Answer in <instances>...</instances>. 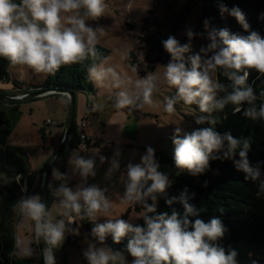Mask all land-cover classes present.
Returning <instances> with one entry per match:
<instances>
[{
  "label": "clouds",
  "instance_id": "9594fccd",
  "mask_svg": "<svg viewBox=\"0 0 264 264\" xmlns=\"http://www.w3.org/2000/svg\"><path fill=\"white\" fill-rule=\"evenodd\" d=\"M82 8L86 10L83 16L79 12ZM221 10L227 11L224 6H221ZM104 11L105 0H0V57L7 58L12 64L28 65L37 72L54 74L62 64L82 60L87 53L95 55L96 32L86 25L85 18H97ZM231 15L236 17L245 30L249 29L250 25L239 7H234ZM203 24L210 43L202 47L201 52H211L212 55L203 62L200 54L188 57L190 68L186 67L183 55L190 50V42L181 46L175 36H169L167 40L162 41L164 49L172 56V60L165 66L163 76L169 86H175L177 89L175 96L164 97L163 108L167 113L175 112V105L180 100L189 105L197 104L202 112H211L213 108L223 109L225 104L231 102L237 105L235 111L238 112L241 110L240 102L248 101L251 104L257 99L253 87L247 83L249 72L245 70L243 75L237 73L242 69L255 68L258 73L264 75V38L257 31L240 37L230 34L227 29L208 30V19H205ZM187 35L191 38L194 33L189 30ZM218 68L224 69V75L233 82L234 88L232 93L220 100L215 99L216 92L223 90L225 86L209 75V70L215 72ZM229 69L236 71L229 72ZM157 79V75L150 74L138 81L137 86L142 91L135 99L142 96L144 103L151 104ZM261 95L264 96V92ZM133 103L134 98L120 93L115 107L120 109ZM244 115L255 118L257 114L254 109H249ZM259 115L264 117V104L260 107ZM204 120L205 117H200L196 122L203 123ZM210 123L214 125L216 121L211 120ZM181 132L182 129L176 127L173 136V143L176 145L175 166L189 169L193 174L201 173L209 166V156L214 151L223 150V157L213 155L214 160L231 158L240 144L230 133L222 135L213 127L185 133L183 137L180 136ZM224 141H228L227 145ZM248 147V142L244 141L243 149L239 151L240 159L235 163L238 169H243L248 176L256 179L260 172L249 166ZM75 163L84 174L93 168L92 160L80 158ZM113 166L119 165L113 161ZM159 167V162L154 159L152 147L147 148L146 155L141 158V164L127 166L125 200L144 204L145 211L141 216L146 227L133 226L124 219H117L115 222L109 220L97 224L92 230L93 234L103 241L107 233H112L114 242L119 243L128 233H134L126 246L129 255L134 257L131 264H236L235 250L225 255L223 247L212 243L224 235L225 228L220 219L212 218L208 223L200 218L190 220L189 216L196 217L198 213L188 203L185 194L182 193L179 197L185 209L183 216L175 211L170 216L166 212L148 215L156 213V205L147 204L144 198L151 195L155 201L156 196L152 194L164 192L171 184L168 175L158 171ZM54 175L59 176V173L54 170ZM148 180L152 181L151 186L142 192ZM261 189L264 190V183L261 184ZM24 190L26 187L22 188V191ZM59 191L64 196L61 202L63 207L77 214L81 212V200L89 215L99 210L106 212L110 208V202L96 186L76 192L61 186ZM175 199H168L166 203L171 205ZM19 209L36 222L37 236L43 235L50 245L44 250L46 264H55L52 247L59 245L65 238L64 221L60 220L54 224L51 220L44 219L49 213L45 205L40 203L39 196L22 199ZM24 254L30 255L31 252L25 249ZM86 255L91 264H109L110 261L112 264H125V257L119 251L90 248Z\"/></svg>",
  "mask_w": 264,
  "mask_h": 264
},
{
  "label": "rangeland",
  "instance_id": "374dc122",
  "mask_svg": "<svg viewBox=\"0 0 264 264\" xmlns=\"http://www.w3.org/2000/svg\"><path fill=\"white\" fill-rule=\"evenodd\" d=\"M191 1L193 0H105V11L101 16L85 18L86 25L96 32V44L109 49L110 53L93 71L98 90H91L90 96L83 91L76 94L75 125L82 119L86 106L88 104L91 106V115L86 128L91 140L86 144L88 149L87 151L73 149L67 145L64 154L56 160L51 173L52 200L47 205L46 211L49 215L45 219L51 220L54 224L63 220L65 224V238L59 245L52 247L55 264H86L89 260L86 253L90 248L110 249L107 244L108 233L101 241L93 234V228L97 224L109 220L115 222L117 219H124L132 224L143 213L136 211L133 203L125 200L127 166L141 164L142 156L147 153L146 147L160 142L166 145L169 143L166 140L168 138L173 142L176 127L182 129L180 136L183 137L185 133L190 134L202 129L208 120L207 111L202 112L197 104H185L182 100L175 105V112L164 111V97L175 96L177 92L176 87L169 86L163 76L165 66L172 60V56L149 49L145 40L148 32L143 28L145 24L152 27L146 22L147 19L169 24L166 16H174ZM79 12L83 16L85 11L82 8ZM200 15L201 8L197 3L188 14L183 28L172 35L180 41L181 46L190 42V50L183 54L186 67L189 68L191 64L188 57L200 54L203 62L211 56L210 52L207 54L201 52V48L210 43L207 34L197 40H190L185 31L199 23ZM128 24L135 25V28L131 29ZM159 31L166 32V28ZM132 52L138 55L142 65L132 66ZM149 65H155L156 69L149 70ZM46 74L47 72H37L28 65L14 64L10 71L11 84L15 86L17 85L15 82L18 84H26L27 81L40 82ZM150 74L157 75L158 79L155 81L156 89L152 94V103L146 104L142 96L139 99H135V96L142 91L137 86V82ZM209 75L221 83L219 68L215 72L209 70ZM221 91L224 89L217 90L216 100L217 96L221 95ZM120 93H126L130 98H134V103L124 108H116ZM81 94L87 98V101L81 100L79 97ZM20 108L22 115L10 135L9 144L23 147L28 152L32 166V173L24 179L25 199H28L40 197L45 172L44 164L48 157L45 152L48 151L50 155L55 149L43 147L39 129L44 126L50 137L58 140L61 128L55 122H61L65 118L66 102L54 96H42L21 101ZM200 117H205L203 123L196 122ZM49 120L52 123H48ZM80 158L93 161V168L89 173L84 174L76 165L75 161ZM113 161L119 166L114 167ZM54 170L59 176L54 175ZM62 173L65 175L64 178ZM20 176L15 173L11 165L6 166L0 158V184H6ZM61 186L70 188L73 192L96 186L103 191L110 202V208L106 212L99 210L92 215L86 213L85 216H76L73 221L70 210L65 209L61 203L64 200L63 193L59 191ZM80 203H83V200ZM18 212L20 216L15 229L17 247L15 264H42V256L37 245L36 222L20 209ZM71 235L75 236V240H71ZM25 249L30 250L31 254L25 255ZM120 252L125 257V264H131L134 257Z\"/></svg>",
  "mask_w": 264,
  "mask_h": 264
},
{
  "label": "trees",
  "instance_id": "16d2710c",
  "mask_svg": "<svg viewBox=\"0 0 264 264\" xmlns=\"http://www.w3.org/2000/svg\"><path fill=\"white\" fill-rule=\"evenodd\" d=\"M197 3L201 8L200 21L194 27L185 30L186 33L189 30L194 33V36L189 38L190 40H197L207 34L203 24L205 19L209 21L208 30L212 28L227 29L230 34L240 37H246L251 31H257L264 38V0H193L174 16H166L169 24L147 19L146 22L152 25V27L146 26L147 24L143 26L148 32L145 38L148 48L171 56L164 49L162 41L167 40L169 36L183 28L188 14ZM221 6H224L227 11L222 12ZM234 7H239L245 15V19L250 25L248 30H245L236 17L231 15V10ZM128 26L131 29L135 28L133 24H128ZM164 27L166 32L159 31ZM109 53V49L95 44V55L87 53L82 60L62 64L54 74L47 72L46 77L40 82L27 81L26 84L15 82L17 93L30 92L38 88H62L73 90L76 94L83 91L90 96L91 90H98L93 71ZM131 55H133V67L142 65L137 54L132 52ZM13 65L7 58L0 57V83L3 86L11 82L10 71ZM155 69V65H149V70ZM245 70L249 72L247 83L253 87L257 99L251 104L248 101L240 102L241 110L238 112L235 111L237 105L231 102L225 104L223 109L213 108L211 112H207L208 120L202 127V129L213 127L222 135L230 133L234 139L239 140L240 144L235 154L231 158L214 160L212 159L213 155L223 157V150L214 151L209 156V166L203 172L193 174L189 169L175 166L174 150L176 145L170 138L166 139L169 142L166 145L161 142L155 144L151 147L154 149V159L160 164L158 171L166 173L171 184L165 188L164 192L152 194L156 196L155 201L152 200L151 195L144 199L147 204L156 205V213H148V215L166 212L170 216L175 211L183 216L185 209L179 197L182 193L185 194L188 203L198 213L196 217L189 216L190 220L194 221L196 218H200L208 223L212 218L220 219L225 232L222 237H218L212 243L223 247L225 255L235 250L237 253L234 258L236 264H264V190L261 189V184L264 183V117L259 115L260 107L264 104V96L261 95L264 92V75L258 73L255 68L242 69L237 74L243 75ZM228 71L235 72L236 70L229 69ZM219 75L221 84L225 87L224 91H221V95L217 96V100L226 97L234 90L233 82L224 75L223 68H219ZM2 91L9 93L7 90L2 89ZM67 100L69 102L68 98ZM88 106L90 110L91 106L89 104ZM249 109L255 110L257 114L255 118L244 115V112ZM21 115L20 102H8L0 99V158L6 166L11 165L15 173L21 175L20 178H13L6 184H0V264H15L17 256L15 229L20 216L19 202L26 196L25 190L22 191L25 184L24 179L32 173L27 150L9 144L10 135ZM211 120H215L216 123L213 125L210 123ZM39 134L43 141V147L51 149V145L48 144L50 133L44 126L39 129ZM74 139L75 123L68 143L71 147H74ZM90 141V139L87 140V143ZM244 141H247L249 145L247 150L249 166L260 172L256 179H252L243 169L236 167L235 162L240 159L239 151L243 149ZM224 143L227 145L228 141H224ZM147 148H145L146 151ZM65 149L60 155L64 154ZM64 176L62 173L63 178ZM246 176H248L247 179H245ZM151 183L152 181L148 180L141 191H146ZM185 189H187L186 192ZM51 192L52 187L49 190L47 205L52 200ZM173 197L176 199L171 205H168L166 200ZM133 207L138 212L145 211L143 203H133ZM132 225L146 227L142 216ZM133 236L134 233H128L119 243H116L113 240V234L108 233L107 244L111 250L122 251L129 255L126 246ZM45 245L46 248L49 247L47 242ZM86 264H91V261L87 260ZM109 264L112 262L110 261Z\"/></svg>",
  "mask_w": 264,
  "mask_h": 264
},
{
  "label": "water",
  "instance_id": "95a60500",
  "mask_svg": "<svg viewBox=\"0 0 264 264\" xmlns=\"http://www.w3.org/2000/svg\"><path fill=\"white\" fill-rule=\"evenodd\" d=\"M60 95H63L69 99L70 110L62 138L60 142L56 145V148L53 150V152L50 155H48V158L45 162L46 166H45V172L43 174L42 188L40 193V203L44 204L45 208L47 207V200L50 190V178L54 164L58 159V157L60 156V154L62 153V151L67 147L70 140V135L72 133V128L75 123L76 105H77L76 93L73 90H67L62 88H38L30 92L9 94L2 91V89H0V99L8 102H21V101L39 98L42 96H60ZM45 153L47 154L48 151H46ZM41 222H43V219ZM45 243L46 241L43 235L37 236V245L39 252L42 256V264H46L45 251H44L46 249Z\"/></svg>",
  "mask_w": 264,
  "mask_h": 264
},
{
  "label": "built area",
  "instance_id": "2783aa9c",
  "mask_svg": "<svg viewBox=\"0 0 264 264\" xmlns=\"http://www.w3.org/2000/svg\"><path fill=\"white\" fill-rule=\"evenodd\" d=\"M90 115H91V112H90L89 106H88L86 113H85V116L79 121L78 124L75 125V139H74V147H72L73 149L78 148V149L87 151L88 147L86 144H88L87 140H89V136L86 133V128L88 127V119H89ZM50 122L52 123L51 120L48 121V123H50ZM81 205H82V208H81L80 214H77V213L72 212L70 210L73 221H74V218L76 216H83L84 213L87 212L86 205H84V202L81 203ZM70 238H71V240H75L74 235H71Z\"/></svg>",
  "mask_w": 264,
  "mask_h": 264
},
{
  "label": "crops",
  "instance_id": "0c3cea01",
  "mask_svg": "<svg viewBox=\"0 0 264 264\" xmlns=\"http://www.w3.org/2000/svg\"><path fill=\"white\" fill-rule=\"evenodd\" d=\"M12 82L10 83H6L4 86L0 83V89H3V90H7L9 93H14V91H17V88H15V86L13 84H11ZM25 87V86H23ZM50 97V96H48ZM52 97V96H51ZM58 99H63L65 102H66V111H65V118L63 119V121L61 122H55L56 125L61 128V134H60V138L58 140H54L50 137V144L52 145V149L55 148V146L60 142L61 138H62V135H63V132L65 130V127H66V124H67V120H68V116H69V110H70V106H69V102L67 100V98L63 95H60V96H54ZM79 97L81 98V100H85L87 101V98H85L84 95H79ZM88 106H86L87 108ZM87 110V109H86ZM86 110L84 112V115L82 116V118L85 116V113H86ZM89 144V143H88ZM50 149V150H52ZM49 154L47 153V156ZM48 158V157H47ZM69 164V163H68ZM45 165V164H44ZM67 175H69V168H67ZM71 176V175H70Z\"/></svg>",
  "mask_w": 264,
  "mask_h": 264
},
{
  "label": "flooded vegetation",
  "instance_id": "af4514ba",
  "mask_svg": "<svg viewBox=\"0 0 264 264\" xmlns=\"http://www.w3.org/2000/svg\"><path fill=\"white\" fill-rule=\"evenodd\" d=\"M18 90V89H17ZM55 148H56V146H55Z\"/></svg>",
  "mask_w": 264,
  "mask_h": 264
}]
</instances>
